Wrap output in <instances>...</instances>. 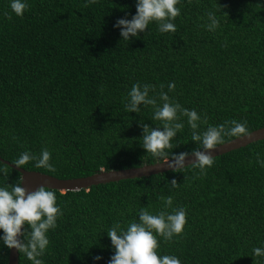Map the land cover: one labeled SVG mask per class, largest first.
Listing matches in <instances>:
<instances>
[{
  "label": "trees",
  "instance_id": "16d2710c",
  "mask_svg": "<svg viewBox=\"0 0 264 264\" xmlns=\"http://www.w3.org/2000/svg\"><path fill=\"white\" fill-rule=\"evenodd\" d=\"M27 3L18 17L9 0H0L4 160L17 165L21 153L38 158L47 149L52 171L36 168L34 160L18 166L58 178L160 161L139 142L142 124L160 126L153 107L141 106L139 113L123 107L133 83L154 86L149 95L157 105L164 91L170 102L194 109L199 131L232 120L246 122L248 132L264 126V0H181L175 33L161 34L152 22L130 41L120 39L113 24L135 14V0ZM219 7V27L210 32L205 13ZM180 122L169 155L196 147L186 117ZM257 155L264 161V138L213 156L203 173L189 164L180 172L87 189H51L62 215L39 258L43 264H108L114 253L106 229L115 222L126 227L140 208L165 210L160 197L171 196L172 208L185 209L186 224L171 241L157 237L158 255H174L181 264H264V257L251 256L264 247V167ZM16 184L20 173L0 161V187ZM97 255L102 259L94 260ZM7 258L0 244V264ZM18 264L31 262L18 252Z\"/></svg>",
  "mask_w": 264,
  "mask_h": 264
},
{
  "label": "clouds",
  "instance_id": "9594fccd",
  "mask_svg": "<svg viewBox=\"0 0 264 264\" xmlns=\"http://www.w3.org/2000/svg\"><path fill=\"white\" fill-rule=\"evenodd\" d=\"M96 2L97 0H86V4ZM180 2L181 0H135V14L130 19L118 18L113 27L119 29L120 39L124 41L137 38L152 22L156 23L157 31L161 34L175 33L176 25L173 21L180 15V8L176 7ZM9 8L16 16L21 17L28 9L27 0H9ZM219 9L220 7L205 13L206 30L214 32L219 27ZM174 86V83L169 82L168 92H171ZM160 87L163 89L164 85ZM150 91H155L154 86L133 83L127 92V101L123 107L127 113H139L141 106L153 107L152 120L160 121V126L150 127L148 124H142L139 142L145 152L166 163L172 172H180L186 166V157L191 155L194 157L191 164L203 173L206 168L212 167L214 162L209 150L221 145L225 136L248 135L246 122L236 120L216 126L210 125L204 131H199L201 116L194 109L182 108L179 103L170 102L168 94L164 91L159 93L162 104L157 105L156 100L149 95ZM181 116L187 119V124L192 130L191 141L195 142L196 147L190 153L172 152L169 155L167 150L173 148L172 139L184 127L180 122ZM29 160L35 161L36 168L53 170L47 149L41 150L38 158L27 152L21 153L16 163L23 165ZM257 164L264 167V161L259 159V155ZM176 184L173 179L172 187L175 188ZM160 199L165 210L152 214L140 208L137 220L130 221L126 227H122L120 222H115L106 229L114 253L108 264H181L180 259L174 255H158L157 237L171 241L174 236L180 235L186 224V212L183 207L172 208L171 196ZM169 208H172V211H166ZM61 215L55 192L44 185L30 192L21 184L13 185L10 190L0 187V244L23 253L31 264H43L39 257L49 245L47 233L56 228L57 219ZM251 256L264 257V247L253 248ZM93 259L99 261L102 257L97 255Z\"/></svg>",
  "mask_w": 264,
  "mask_h": 264
},
{
  "label": "water",
  "instance_id": "95a60500",
  "mask_svg": "<svg viewBox=\"0 0 264 264\" xmlns=\"http://www.w3.org/2000/svg\"><path fill=\"white\" fill-rule=\"evenodd\" d=\"M264 138V126L251 130L244 137H235L218 145L215 149L209 150L213 156L220 155L230 150L245 146L251 142ZM194 157L189 155L185 159V165L191 164ZM0 161L6 163L20 173V184L26 191H34L37 187L44 185L50 189L59 191L87 189L91 185L118 181L121 179L135 178L156 174L170 170L166 163L157 161L151 164H144L138 167H129L121 169L100 170L91 175L73 177V178H58L50 174H46L37 170H27L16 164H13L0 157ZM7 264H18V251L15 248L8 249Z\"/></svg>",
  "mask_w": 264,
  "mask_h": 264
}]
</instances>
